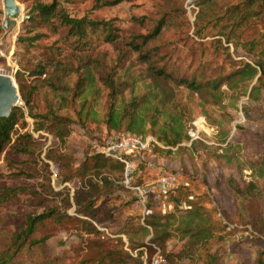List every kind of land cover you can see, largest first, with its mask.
Masks as SVG:
<instances>
[{"label": "rangeland", "instance_id": "374dc122", "mask_svg": "<svg viewBox=\"0 0 264 264\" xmlns=\"http://www.w3.org/2000/svg\"><path fill=\"white\" fill-rule=\"evenodd\" d=\"M53 1L15 0L19 10L16 26L3 28V0H0V74L10 76L15 82L17 73L19 79L31 87L28 72L36 62L58 50H63L66 55L70 51L72 54L74 45L71 41L59 40L60 31L56 33L37 20L30 27L24 22L34 4H51ZM103 1L112 0H57L59 8L69 17L85 16L92 21L110 22L124 37L145 35L162 18L171 20L173 27L162 33L157 45L165 54L163 63L189 79L225 78L237 63L248 60L241 49L227 46L223 39L219 45L216 40L218 25L214 27L208 22L195 28L196 4L200 0H129L115 6H97ZM216 13L222 15L223 10ZM133 18H143V25L132 23ZM28 29L30 34L26 32ZM35 33L44 37L34 43L18 42L20 37H31ZM86 47L90 49L92 59L104 62L107 73L113 76L111 72L117 53L112 46L99 38H92ZM225 47L228 51L222 49ZM86 52L85 49L80 51L82 55ZM71 59L74 60L73 57ZM221 91L224 100L220 105H212L203 104L197 95L183 88L178 89L173 108L184 114L186 125L189 122L194 126L190 133L198 136L201 142H183L180 148L185 150L179 153L176 152L177 147L168 148L173 154L156 152L155 156L151 152L134 162L136 183L154 184L159 177L172 175L175 178L173 188L184 186L193 203L204 207L219 227H226L224 232H215L205 248L190 258L171 264H257L264 248V232L259 229L257 208L250 203L246 211L243 204L236 206L234 199L235 189L256 182L254 174L247 167L227 165L216 157L227 146H240L243 153L239 155L238 163L243 162L244 152L257 155L264 152V131L258 126L264 110V92L261 106L249 104L248 117H245L241 108L249 103L247 95L240 96L232 105L230 98L233 92L226 85ZM45 99L51 100V97L41 87L32 98L31 114L39 115L46 111ZM15 107L20 110L22 118L12 134V142L0 157V255L12 264H119L115 257L121 251L130 257L127 264L151 261L159 251L152 252L147 247L150 234L142 228V212L135 198L120 186L121 171L110 176L116 188L100 196L93 215L83 218L74 214L72 195L84 183L80 177L74 176V172L93 155L89 144L94 138L108 134L104 126L83 128L73 123L62 147L52 133L38 129L42 123L29 115L21 98ZM97 108L102 116L107 109L105 97ZM61 114L73 116L71 108ZM220 129L225 136H220ZM23 133L29 134L32 140L25 154L17 144ZM51 170H57L55 178H52ZM90 176L86 174L85 179L91 178L100 184V178ZM160 200L155 193L150 203L158 204ZM68 204H71L69 209ZM65 210L72 218L90 222L99 233L87 234L79 227L73 228V224L59 225L55 218L48 219L36 227L27 244L17 252L18 237L26 230L30 218ZM44 236H49V239L42 242ZM175 243L174 240L169 241L168 248L171 249ZM132 244L146 246L136 250L131 249ZM100 252L106 253L97 258ZM211 256H217L216 261ZM163 264L170 263L165 260Z\"/></svg>", "mask_w": 264, "mask_h": 264}, {"label": "trees", "instance_id": "16d2710c", "mask_svg": "<svg viewBox=\"0 0 264 264\" xmlns=\"http://www.w3.org/2000/svg\"><path fill=\"white\" fill-rule=\"evenodd\" d=\"M123 1L129 0L103 1L97 6H115ZM196 8L195 28L208 22L214 27L218 25L216 40L219 45L223 39L227 46L232 45L241 49L248 58L246 62L237 63L233 67L235 69L225 78L217 76L214 78L219 79L205 81L196 80L197 77L189 79L178 73L177 69L163 63L165 54L157 43L162 33L173 27L171 20L162 18L145 35L124 37L117 33L118 29L110 22L92 21L85 16L69 17L59 8L57 0L51 4H34L24 21L27 26L30 27L37 20L56 33L60 31L59 40L62 39L66 43L71 41L74 45L71 49L72 54L71 51L66 55L63 50H58L46 54L41 61L36 62L33 69L28 72L31 87L26 86L18 74H15L19 96L28 107L29 115L39 119L43 125L38 129L52 133L63 147L70 134L69 127L73 123L83 128L101 124L107 133L114 131L143 137L151 136L166 148L161 149L153 145L151 152L156 156V152L173 154L168 148L177 147L178 153L185 150L180 148L183 142L190 144L201 142L199 139L190 138L189 132L194 130V126L189 122L186 125L184 114L173 108L177 90L180 88L197 95L203 104L220 105L224 100L221 88L226 85L228 90L233 92L230 98L232 105L240 96L247 95L249 103L242 106L241 111L248 117L249 104L260 107L261 95L264 92V0H200ZM220 9L223 10L222 15L216 13ZM142 21L143 18L132 19V23L140 26L143 25ZM26 32L30 34L31 30L28 29ZM43 37V34L35 33L31 37H20L18 42L34 43ZM92 38H99L110 44L117 53L111 72L113 76L107 73L104 62L92 59L90 49L86 47ZM226 48L222 49L228 51ZM83 49L87 51L84 55L80 53ZM136 68H139V72H136ZM41 87L47 90L51 100L45 99L46 111L43 114L33 115L31 101ZM104 97L107 109L100 116L97 107ZM68 108L73 112L71 117L61 114ZM21 118L20 110L14 107L8 118L0 119V157L12 142V134ZM258 126L264 131V110L261 111ZM219 133L220 136H225L223 130L220 129ZM94 140L102 143L101 138L96 137ZM17 141L21 153H27L30 141L32 142L31 136L23 133ZM89 148L91 149V143ZM230 148L231 146H227L222 149V154L216 157L227 165L247 167L254 174L256 182L235 189L234 199L236 206L243 204L246 211L250 203L257 208L260 215L259 229L264 232V152L258 155L244 152L243 162L238 163L239 155L243 153L240 146ZM91 152L93 155L87 157L74 172V176L80 177L84 183L72 195V206L74 214L83 218L93 215L95 203L103 193L116 188L110 176L120 171L122 175L123 170V165L119 161L99 154L93 149ZM86 174L100 178V184L90 180L91 178L85 179ZM133 182L139 184L134 181V176ZM165 201L172 205L171 211L163 213L149 204L152 213L142 221L143 230L150 234L147 247L152 252L159 251L163 260L161 264L165 260L171 264L190 258L196 251L207 246L215 232H224L226 229L225 226L219 227V224L213 222L204 207L193 203L184 186L170 189ZM69 208L71 204L67 205V209ZM66 211L49 212L30 218L26 230L18 237L20 242L17 252L27 244L36 227L48 219L55 218L59 225L73 224V228L79 227L87 234L99 233L90 222L74 216L72 218ZM47 239L49 236H44L42 242ZM171 240L176 243L169 249L167 244ZM145 246L136 247L132 244L131 249L137 250ZM105 253L100 252L97 258ZM106 256L109 257L108 254ZM211 257L216 261L217 256ZM115 258L117 263L127 264L130 257L120 251ZM144 263L149 264L150 261L141 264ZM0 264L12 263L0 255ZM257 264H264V248Z\"/></svg>", "mask_w": 264, "mask_h": 264}, {"label": "built area", "instance_id": "2783aa9c", "mask_svg": "<svg viewBox=\"0 0 264 264\" xmlns=\"http://www.w3.org/2000/svg\"><path fill=\"white\" fill-rule=\"evenodd\" d=\"M189 136L191 139H199L193 132H189ZM101 139V144L97 140H93L91 142V149L99 154L117 160L123 165L120 185L123 190L135 198L136 204L142 212V219L152 213V207L163 213L171 211L173 207L165 201V197L175 184V178L172 175L167 174L166 176L159 177L154 184L144 185L134 184L133 182L135 160L143 155H150L153 145L159 148L163 147L151 136L143 137L128 132L111 131ZM51 174L52 178H55L58 172L57 170H51ZM155 193L158 194L159 199L161 198L158 204H155V202L150 203ZM162 262L163 260L159 256V253H157L149 264H161Z\"/></svg>", "mask_w": 264, "mask_h": 264}, {"label": "water", "instance_id": "95a60500", "mask_svg": "<svg viewBox=\"0 0 264 264\" xmlns=\"http://www.w3.org/2000/svg\"><path fill=\"white\" fill-rule=\"evenodd\" d=\"M4 18L2 27L16 26L18 8L15 0H3ZM20 99L15 82L8 75L0 74V119L8 118Z\"/></svg>", "mask_w": 264, "mask_h": 264}]
</instances>
